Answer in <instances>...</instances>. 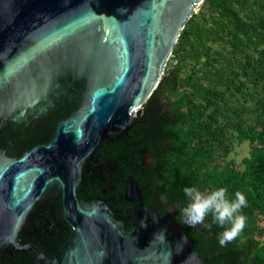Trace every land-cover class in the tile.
Instances as JSON below:
<instances>
[{
  "label": "water",
  "instance_id": "obj_1",
  "mask_svg": "<svg viewBox=\"0 0 264 264\" xmlns=\"http://www.w3.org/2000/svg\"><path fill=\"white\" fill-rule=\"evenodd\" d=\"M203 0H0V264H208L188 231L153 203L134 151L122 202L106 201L94 164L132 126ZM78 93L51 137L7 157L8 122L27 123ZM46 210L51 236L23 229Z\"/></svg>",
  "mask_w": 264,
  "mask_h": 264
},
{
  "label": "trees",
  "instance_id": "obj_2",
  "mask_svg": "<svg viewBox=\"0 0 264 264\" xmlns=\"http://www.w3.org/2000/svg\"><path fill=\"white\" fill-rule=\"evenodd\" d=\"M79 103L77 95L65 97L43 118L11 130L9 156L47 141L56 122ZM235 133L250 144L241 168L227 159ZM131 150L152 202L188 231L208 264H264V239L255 233L257 219L264 217V0H203L186 21L158 86L136 111L132 126L95 151L94 164L106 182L97 194L117 201L128 213L131 205L122 202V189L129 169L119 156ZM186 186L203 192L223 187L230 199L242 192L248 201L241 213L247 217L242 233L222 247L224 229L211 215L195 227L184 224L181 210L190 202L183 193ZM41 212L48 213L35 214ZM35 214L23 229L37 238L54 235L57 227Z\"/></svg>",
  "mask_w": 264,
  "mask_h": 264
},
{
  "label": "clouds",
  "instance_id": "obj_3",
  "mask_svg": "<svg viewBox=\"0 0 264 264\" xmlns=\"http://www.w3.org/2000/svg\"><path fill=\"white\" fill-rule=\"evenodd\" d=\"M183 193L190 198V202L181 210L182 222L195 227L203 224L211 215L213 222L224 229L219 234L220 246L234 241L246 227L247 217L241 213L248 201L242 192L236 191L234 198L230 199L227 189L223 187L203 192L197 187L186 186Z\"/></svg>",
  "mask_w": 264,
  "mask_h": 264
},
{
  "label": "rangeland",
  "instance_id": "obj_4",
  "mask_svg": "<svg viewBox=\"0 0 264 264\" xmlns=\"http://www.w3.org/2000/svg\"><path fill=\"white\" fill-rule=\"evenodd\" d=\"M199 9V6L196 7L197 11ZM73 95H77L79 96L78 93H55L53 95L54 100L51 101L48 106H46L44 109H42L41 111H39L37 113L36 117L31 118L27 123L33 121V120H37L39 117L43 118L46 114H48L50 111L54 110L57 108V102L62 101L63 98L65 97H71ZM19 125L25 124V123H18ZM233 138V145H232V150L231 152L228 154L227 159L228 160H232L239 168L242 167V160L244 157L249 156V152H250V144L247 140H242L239 141L238 137L235 134L232 135ZM255 233H257V237L260 240L264 239V217L258 218L257 219V225L255 228Z\"/></svg>",
  "mask_w": 264,
  "mask_h": 264
},
{
  "label": "flooded vegetation",
  "instance_id": "obj_5",
  "mask_svg": "<svg viewBox=\"0 0 264 264\" xmlns=\"http://www.w3.org/2000/svg\"><path fill=\"white\" fill-rule=\"evenodd\" d=\"M78 97H79V99H80V95H79ZM66 117H67V116H66ZM64 118H65V117H64ZM62 119H63V118H62ZM59 121H61V119H59V120L56 122V125H57V123H58ZM8 124H9L10 130H16V128L19 126L18 123L13 122V121H9ZM56 125H55V126H56ZM11 145H12V141H11L10 145H9L8 147H6V148L3 150V155H4V156L11 157V156H9L10 152L12 151V150L10 149ZM23 151H25V150H21L20 154H21ZM13 157H15V156H13ZM35 215H36V217H38L37 219H48V217L50 216L48 213L45 214L44 212H41V213H39V214H35ZM29 217H30V216H29V214H28V216H27V218H26V220H25V222H24L23 225H25V224L28 222ZM37 219L34 218V220H37ZM37 224L39 225L40 223H38V222L36 223V221H35V223H33V227L36 228V232H35V233H39V228H38V225H37Z\"/></svg>",
  "mask_w": 264,
  "mask_h": 264
}]
</instances>
